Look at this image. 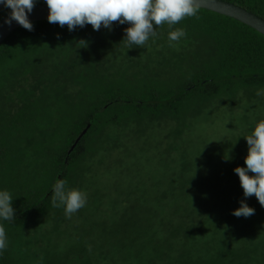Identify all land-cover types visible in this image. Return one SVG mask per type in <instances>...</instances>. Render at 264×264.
Here are the masks:
<instances>
[{"label": "trees", "instance_id": "1", "mask_svg": "<svg viewBox=\"0 0 264 264\" xmlns=\"http://www.w3.org/2000/svg\"><path fill=\"white\" fill-rule=\"evenodd\" d=\"M227 1L264 18V0ZM199 16L176 47L167 24L129 49L127 23L48 20L0 44V190L15 209L0 264H264V206L234 171L264 119V35ZM58 179L87 194L71 218L52 206ZM241 200L252 216L232 214Z\"/></svg>", "mask_w": 264, "mask_h": 264}, {"label": "clouds", "instance_id": "2", "mask_svg": "<svg viewBox=\"0 0 264 264\" xmlns=\"http://www.w3.org/2000/svg\"><path fill=\"white\" fill-rule=\"evenodd\" d=\"M49 15L48 22L67 26L69 31L77 27L83 28L91 24L94 30L101 27L111 29L114 22L129 24L125 29L123 39L129 49L133 45L145 47L149 40L157 37V28L167 24L170 47H176L179 41L186 37V30L176 27L190 17L199 19L201 0H45ZM37 0H0V5L11 9L6 23L11 25L16 21L23 28L31 31L33 24L28 18ZM78 44L87 47L88 42L81 39ZM264 95V90L257 92ZM248 154L245 158L247 167L238 166L234 169L239 176L244 196L255 195L261 206H264V119L255 122L254 130L245 136ZM253 173V175H249ZM53 207H63L65 216L71 218L87 202V194L75 187H68L67 181L58 179L53 185L51 195ZM240 207L232 213L236 217H250L255 209L245 200L240 201ZM0 220L12 222L15 220L13 197L10 191L0 190ZM8 248L7 231L0 224V254Z\"/></svg>", "mask_w": 264, "mask_h": 264}, {"label": "water", "instance_id": "3", "mask_svg": "<svg viewBox=\"0 0 264 264\" xmlns=\"http://www.w3.org/2000/svg\"><path fill=\"white\" fill-rule=\"evenodd\" d=\"M201 8L232 17L254 28L264 35V18L257 15L253 11L246 9L245 7L227 0H201ZM48 15V6L46 3H43L35 5L33 11L28 14V18L31 22H35L39 20H48ZM7 18L0 23V44L5 41L17 28L21 27V25H19L14 20L12 21L11 25H9L8 23H6ZM89 127L90 125L87 127V129ZM87 129H85L76 139L75 143L69 151V155L74 150L81 138L85 135Z\"/></svg>", "mask_w": 264, "mask_h": 264}]
</instances>
